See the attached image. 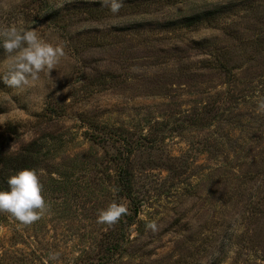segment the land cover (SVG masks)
<instances>
[{
	"label": "rangeland",
	"instance_id": "obj_1",
	"mask_svg": "<svg viewBox=\"0 0 264 264\" xmlns=\"http://www.w3.org/2000/svg\"><path fill=\"white\" fill-rule=\"evenodd\" d=\"M8 25L65 55L56 86L0 80V149L37 146L49 206L0 212V264H264V0H0Z\"/></svg>",
	"mask_w": 264,
	"mask_h": 264
},
{
	"label": "clouds",
	"instance_id": "obj_2",
	"mask_svg": "<svg viewBox=\"0 0 264 264\" xmlns=\"http://www.w3.org/2000/svg\"><path fill=\"white\" fill-rule=\"evenodd\" d=\"M99 3L112 14H117L123 6V0H99ZM0 49L4 53V62L0 64V80L18 92L32 87L40 80L41 73L48 75L54 82L51 72L57 69L56 66L65 55L63 46L44 41L35 29L16 25L0 26ZM71 87L64 91L68 92ZM256 104L257 113H264V98L258 99ZM7 185V191H0V212L10 214L21 224L30 225L48 210L42 184L34 170L17 171L7 178ZM126 213L127 208L123 204L113 202L98 211L97 222L112 225ZM145 229L155 232L157 225L147 222ZM56 258L50 253L49 259Z\"/></svg>",
	"mask_w": 264,
	"mask_h": 264
},
{
	"label": "trees",
	"instance_id": "obj_3",
	"mask_svg": "<svg viewBox=\"0 0 264 264\" xmlns=\"http://www.w3.org/2000/svg\"><path fill=\"white\" fill-rule=\"evenodd\" d=\"M1 139L2 144H4L2 147L7 146V149L5 151L0 149V191H7V178L10 175L23 169H33L38 167V162H40L39 150L37 146L33 144V147L27 148L26 150H20L19 153H13L11 150L9 151L13 139L8 137L6 133L2 134ZM125 172L126 170H120L121 174ZM119 184H121V187L125 188L122 185H125L122 176L119 179Z\"/></svg>",
	"mask_w": 264,
	"mask_h": 264
}]
</instances>
